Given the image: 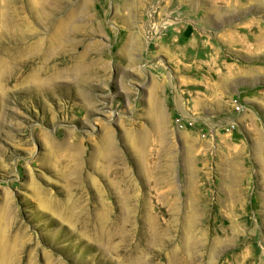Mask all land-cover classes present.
Wrapping results in <instances>:
<instances>
[{"label": "rangeland", "instance_id": "obj_1", "mask_svg": "<svg viewBox=\"0 0 264 264\" xmlns=\"http://www.w3.org/2000/svg\"><path fill=\"white\" fill-rule=\"evenodd\" d=\"M185 39L264 61V0H0L6 264H264L255 128L159 102Z\"/></svg>", "mask_w": 264, "mask_h": 264}, {"label": "crops", "instance_id": "obj_2", "mask_svg": "<svg viewBox=\"0 0 264 264\" xmlns=\"http://www.w3.org/2000/svg\"><path fill=\"white\" fill-rule=\"evenodd\" d=\"M201 42L185 39L178 46L183 50L170 51L171 62L159 72V102L174 121L191 122L190 127L209 134L218 128L249 133L253 126L251 143L257 150V143L264 142V61L220 58L216 50L207 60L197 48Z\"/></svg>", "mask_w": 264, "mask_h": 264}, {"label": "bare ground", "instance_id": "obj_3", "mask_svg": "<svg viewBox=\"0 0 264 264\" xmlns=\"http://www.w3.org/2000/svg\"><path fill=\"white\" fill-rule=\"evenodd\" d=\"M80 62H79V65H80ZM83 68H86V66H83ZM5 239L6 241L3 239L1 241V235H0V264H6L11 254V252L8 250L7 245H6L8 244L7 241L9 240H7L6 236H5Z\"/></svg>", "mask_w": 264, "mask_h": 264}, {"label": "built area", "instance_id": "obj_4", "mask_svg": "<svg viewBox=\"0 0 264 264\" xmlns=\"http://www.w3.org/2000/svg\"><path fill=\"white\" fill-rule=\"evenodd\" d=\"M176 123L178 124L179 127H185L187 125H191V122L182 123L178 119L176 120Z\"/></svg>", "mask_w": 264, "mask_h": 264}]
</instances>
